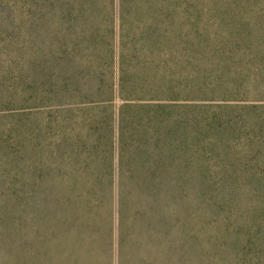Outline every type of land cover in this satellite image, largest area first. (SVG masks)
Segmentation results:
<instances>
[{"label": "rangeland", "instance_id": "obj_1", "mask_svg": "<svg viewBox=\"0 0 264 264\" xmlns=\"http://www.w3.org/2000/svg\"><path fill=\"white\" fill-rule=\"evenodd\" d=\"M7 1L0 264H264V0Z\"/></svg>", "mask_w": 264, "mask_h": 264}, {"label": "trees", "instance_id": "obj_2", "mask_svg": "<svg viewBox=\"0 0 264 264\" xmlns=\"http://www.w3.org/2000/svg\"><path fill=\"white\" fill-rule=\"evenodd\" d=\"M16 26L17 15L15 11V3L12 1L9 2L7 0H0V44H17L19 42V35L17 36ZM46 71L47 70L45 68L42 73L45 74ZM35 73L37 74V70H35L34 72L33 68L27 63L20 65L15 60H11L10 63L0 62V94L5 93L3 85L6 84L8 86L9 82H13L15 86H18L21 82L27 81L25 83L33 87L34 83L36 82V80L33 79V75ZM46 83L50 86H54L52 80H48ZM0 104L4 105V102L1 99ZM262 107H264V104H262ZM220 125L222 126L223 124ZM240 178L241 176L239 175V173L237 171H234L229 176L225 175L223 179L220 180L224 186L230 189V191L227 192L228 196L225 200V202L228 203L225 204L224 202H221L222 207L220 208V210L229 217L235 214L232 207L235 210L237 209V202L240 196V192L237 191L241 186ZM220 190L227 191L228 189ZM260 191L264 192V189ZM216 203L218 202H215V204Z\"/></svg>", "mask_w": 264, "mask_h": 264}]
</instances>
